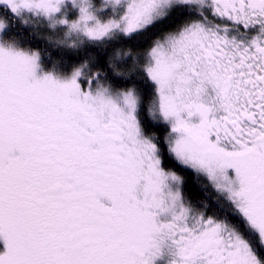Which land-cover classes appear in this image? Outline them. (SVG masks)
Wrapping results in <instances>:
<instances>
[{"label":"snow or ice","instance_id":"obj_1","mask_svg":"<svg viewBox=\"0 0 264 264\" xmlns=\"http://www.w3.org/2000/svg\"><path fill=\"white\" fill-rule=\"evenodd\" d=\"M0 264H264V0H0Z\"/></svg>","mask_w":264,"mask_h":264}]
</instances>
